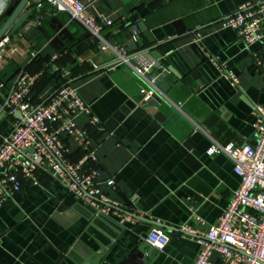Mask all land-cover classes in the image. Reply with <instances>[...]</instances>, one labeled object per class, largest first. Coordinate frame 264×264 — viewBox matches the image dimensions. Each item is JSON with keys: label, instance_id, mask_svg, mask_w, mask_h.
<instances>
[{"label": "crops", "instance_id": "obj_1", "mask_svg": "<svg viewBox=\"0 0 264 264\" xmlns=\"http://www.w3.org/2000/svg\"><path fill=\"white\" fill-rule=\"evenodd\" d=\"M13 1L0 0V18ZM82 1L97 17L111 19L102 30L106 41L130 53L152 46L141 31L137 41L131 38L142 22L174 72L165 66L163 95L144 101L147 84L117 63L112 50H101L68 13L45 2L40 7L36 2L16 32L5 34L0 82L8 84L22 68L39 73L31 93L35 103L66 84L90 105V115L80 114L75 122L86 130L96 156L91 165L103 204L76 197L37 170L36 183L23 181L0 207V264H118L155 226L169 242L155 248L147 263L191 264L196 236L217 222L239 186L230 158L207 150L214 144H252V107L264 108V38L245 46L222 25L252 0ZM11 128L12 118L0 115V135ZM64 143L66 161L78 162L82 148L71 138ZM210 259L217 262L218 254Z\"/></svg>", "mask_w": 264, "mask_h": 264}, {"label": "built area", "instance_id": "obj_2", "mask_svg": "<svg viewBox=\"0 0 264 264\" xmlns=\"http://www.w3.org/2000/svg\"><path fill=\"white\" fill-rule=\"evenodd\" d=\"M42 2L56 12L68 13L99 42L101 50H112L117 63L129 66L147 84L144 101L163 95L160 82L167 68L149 50L130 53L122 45L111 46L102 32L104 26L111 24V19L97 17L82 0H39L37 6ZM222 25L232 28L245 46L261 42L264 0L240 5L222 19ZM139 33L138 26L134 25L133 41H137ZM225 72L236 83V77ZM38 77L39 73L20 68L8 84L0 82V115L12 118L9 133L0 135V207L21 190L23 181L36 183L37 170L47 171L78 198L93 200L92 197L99 196L94 183L97 171L91 165L96 156L89 148L86 130L75 122L80 114L90 115V105L75 87L66 84L40 104L34 103L31 93ZM16 111L24 120L14 116ZM252 113L255 117L252 144H214L207 150L208 154L222 152L230 158L239 186L233 190L217 222L196 236L198 251L191 264H264V108L255 105ZM96 122L91 116L90 123ZM64 138L75 140L82 148L83 155L78 162L66 161ZM29 148L33 151L29 152ZM108 184L113 185V180H108ZM182 229L194 232L187 226ZM2 237L0 232V240ZM146 241L161 250L168 244L169 236L155 226L147 232ZM213 252L218 254L217 262L210 259Z\"/></svg>", "mask_w": 264, "mask_h": 264}, {"label": "water", "instance_id": "obj_3", "mask_svg": "<svg viewBox=\"0 0 264 264\" xmlns=\"http://www.w3.org/2000/svg\"><path fill=\"white\" fill-rule=\"evenodd\" d=\"M39 0H14L11 5L4 12L2 18H5L4 22L0 26V40L5 36V34H14L16 30L27 20L30 15L29 8L32 7ZM138 27L140 31L143 33L144 37L147 39L149 43L152 44L150 48L145 50H151L153 55L160 59L161 63L164 66H167L172 72H174L169 66L168 63L161 55L155 51V48L158 44H154L155 40L151 33L147 30L146 26L139 22ZM11 27V28H10ZM10 28V29H9ZM14 116L20 120H24V117L21 115L19 111L14 112ZM29 152H32L33 149L29 148ZM93 200L103 204L100 200L95 197H92ZM91 211L96 213V215H103L98 212L97 208L92 206ZM146 234H142L139 240V246L135 248L127 257L123 258L118 264H148L149 260H152L154 256L157 254V250L151 247L146 242ZM145 248H149L147 254H144Z\"/></svg>", "mask_w": 264, "mask_h": 264}, {"label": "trees", "instance_id": "obj_4", "mask_svg": "<svg viewBox=\"0 0 264 264\" xmlns=\"http://www.w3.org/2000/svg\"><path fill=\"white\" fill-rule=\"evenodd\" d=\"M3 18H2V16H1V18H0V21L2 20ZM34 102V101H33ZM35 103V102H34ZM41 103V101L40 102H38V103H36V104H40Z\"/></svg>", "mask_w": 264, "mask_h": 264}]
</instances>
